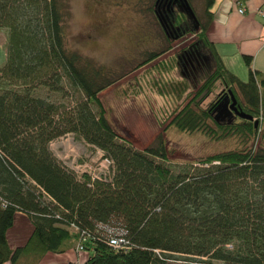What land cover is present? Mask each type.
<instances>
[{
	"label": "trees",
	"instance_id": "obj_1",
	"mask_svg": "<svg viewBox=\"0 0 264 264\" xmlns=\"http://www.w3.org/2000/svg\"><path fill=\"white\" fill-rule=\"evenodd\" d=\"M212 1L202 0L203 20L186 0L193 22L177 12L164 19L174 30L160 27L168 41L194 36L176 52L181 73L190 56L192 64L205 65L203 57L213 64L169 124L251 144L173 169L160 134L138 150L108 122L97 94L117 78L105 79L67 46L66 0H0V264L74 248L81 233L82 264H264V76L249 67L248 56L244 81L223 67L206 37ZM170 48L149 52L136 66ZM216 81L223 92L197 108L194 99ZM227 89L236 109L252 119L213 120ZM67 133L101 151L110 161L106 174L76 175L62 164L49 143ZM16 212L26 215L32 232L11 249L5 234ZM116 235L126 239V249L109 244Z\"/></svg>",
	"mask_w": 264,
	"mask_h": 264
},
{
	"label": "rangeland",
	"instance_id": "obj_2",
	"mask_svg": "<svg viewBox=\"0 0 264 264\" xmlns=\"http://www.w3.org/2000/svg\"><path fill=\"white\" fill-rule=\"evenodd\" d=\"M66 1V44L100 67L105 79L117 78L97 97L112 128L134 148L142 149L160 134L168 152V164L174 169L183 163L195 166L206 156L251 144L235 135L220 138L202 130L179 131L169 124L170 118L190 100L213 64L209 59L205 65L193 63L183 70L184 73L180 72L175 63L176 52L194 36L186 34L166 40L152 12L154 0ZM188 2L196 17L203 20L202 0ZM166 45L171 48L156 59L136 66L149 52ZM4 60L5 31L0 28V66ZM223 90L216 81L210 92L194 99L197 108L210 106ZM206 122L212 129L211 122ZM49 148L76 175L85 173L84 170L106 174L101 151L71 133L53 139ZM78 263L80 257L70 264ZM176 264L183 263L176 261Z\"/></svg>",
	"mask_w": 264,
	"mask_h": 264
},
{
	"label": "crops",
	"instance_id": "obj_3",
	"mask_svg": "<svg viewBox=\"0 0 264 264\" xmlns=\"http://www.w3.org/2000/svg\"><path fill=\"white\" fill-rule=\"evenodd\" d=\"M239 8L243 9L242 13H238ZM209 11L211 19L206 37L223 67L244 81L248 67L242 57L248 56L249 67L264 76V0H213ZM31 232L32 224L26 215L16 212L5 234L8 247L23 246ZM86 255V252L75 253L66 244L62 252L46 251L39 257L22 256L17 264H70L78 257L83 263ZM2 264L11 263L6 261Z\"/></svg>",
	"mask_w": 264,
	"mask_h": 264
},
{
	"label": "flooded vegetation",
	"instance_id": "obj_4",
	"mask_svg": "<svg viewBox=\"0 0 264 264\" xmlns=\"http://www.w3.org/2000/svg\"><path fill=\"white\" fill-rule=\"evenodd\" d=\"M152 7H153L152 12H153L155 19L159 23L160 27H163L165 31H169V29L172 31V30H174V28L177 27L176 25H173L172 23H166L165 22V20L167 19V14L172 16V14L177 13V12L183 13L184 19L186 21H189L190 23L193 22V17L183 9L182 4H180V0H154ZM169 19H170V17H169ZM166 26H168V27H166ZM173 26H175V27H173ZM166 28H168V30ZM207 59L208 58L203 57L204 63H206ZM186 60L188 61V64H189L187 66L192 67L193 64H192L191 60L195 61V57L190 56V57H187ZM187 61H185L184 64H186ZM182 67H183V65H182ZM184 69H185V67H183V70ZM224 100H225V94H223L220 97V101H224ZM235 117L236 116L222 115V117L218 118V120H220L222 122H228Z\"/></svg>",
	"mask_w": 264,
	"mask_h": 264
},
{
	"label": "water",
	"instance_id": "obj_5",
	"mask_svg": "<svg viewBox=\"0 0 264 264\" xmlns=\"http://www.w3.org/2000/svg\"><path fill=\"white\" fill-rule=\"evenodd\" d=\"M180 4H182L183 9L193 17L192 11L186 0H180ZM213 111H215V114L213 115L214 121H217L218 118L222 117V115H231L240 118L252 119L250 115L244 114L243 112H239L236 109L235 99L229 89L226 90L225 100L219 101L214 107Z\"/></svg>",
	"mask_w": 264,
	"mask_h": 264
},
{
	"label": "built area",
	"instance_id": "obj_6",
	"mask_svg": "<svg viewBox=\"0 0 264 264\" xmlns=\"http://www.w3.org/2000/svg\"><path fill=\"white\" fill-rule=\"evenodd\" d=\"M238 13H242L243 12V9L242 8H239L238 10ZM102 162H104V164L106 165L105 166V171H107V168L108 166L110 165V161L103 157ZM85 173H87L91 178H97L98 177V174H95L93 173L91 170H84ZM92 172V173H91ZM85 239V235H83L82 233L80 234V237H79V240L77 241L76 245L74 246V250L76 253H82V252H85L83 246H82V242L84 241ZM108 242L109 244L114 247V248H118V249H126L128 247V243L126 241V239H124L123 237L119 236V235H116V236H112L108 239ZM79 264V263H78ZM82 264V263H80Z\"/></svg>",
	"mask_w": 264,
	"mask_h": 264
}]
</instances>
